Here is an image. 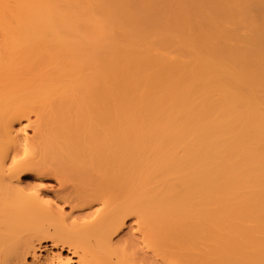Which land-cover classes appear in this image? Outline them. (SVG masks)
<instances>
[{"label":"bare ground","instance_id":"6f19581e","mask_svg":"<svg viewBox=\"0 0 264 264\" xmlns=\"http://www.w3.org/2000/svg\"><path fill=\"white\" fill-rule=\"evenodd\" d=\"M0 264H264V0H0Z\"/></svg>","mask_w":264,"mask_h":264},{"label":"rangeland","instance_id":"374dc122","mask_svg":"<svg viewBox=\"0 0 264 264\" xmlns=\"http://www.w3.org/2000/svg\"><path fill=\"white\" fill-rule=\"evenodd\" d=\"M48 177L45 179L44 184L40 187V191L45 197L51 198V196L53 194V190L56 188V180H55V178H53L51 176H48ZM23 179L26 182H31L32 178H31V175L29 174V175L25 176ZM126 231H127L126 227L123 228V230L121 232H119V236L125 235ZM44 244H47V243L45 242ZM49 251H50V249H48V248L39 249L37 251V254L40 257H45L49 253ZM54 251H56V250L54 249Z\"/></svg>","mask_w":264,"mask_h":264}]
</instances>
